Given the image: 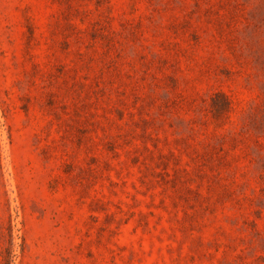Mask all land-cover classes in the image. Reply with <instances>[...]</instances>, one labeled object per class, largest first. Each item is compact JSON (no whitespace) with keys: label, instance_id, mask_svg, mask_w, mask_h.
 I'll use <instances>...</instances> for the list:
<instances>
[{"label":"rangeland","instance_id":"374dc122","mask_svg":"<svg viewBox=\"0 0 264 264\" xmlns=\"http://www.w3.org/2000/svg\"><path fill=\"white\" fill-rule=\"evenodd\" d=\"M0 264H264V0H0Z\"/></svg>","mask_w":264,"mask_h":264}]
</instances>
